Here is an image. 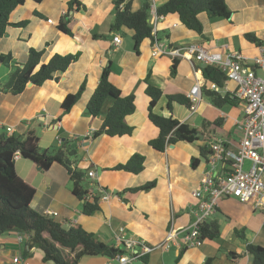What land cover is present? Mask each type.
<instances>
[{"label":"crops","instance_id":"crops-1","mask_svg":"<svg viewBox=\"0 0 264 264\" xmlns=\"http://www.w3.org/2000/svg\"><path fill=\"white\" fill-rule=\"evenodd\" d=\"M85 8L69 11L70 0H25L10 14L13 23L27 20L21 27L9 26L0 37V56L11 54L13 60L23 64L28 60L30 48L43 50L42 62H47L55 53H80L77 61L42 85L27 84L20 94H13L4 88L11 71L10 64L0 59V127L7 136L23 138L29 131L39 137L43 149L61 148L63 142L76 143L77 156L71 157L72 167L82 170L84 184L89 189L88 200L100 197V209L91 215L82 213L83 200L72 192L73 182L66 167L53 163L42 170L30 159L20 157L16 161L18 176L36 188L31 207L44 214H50L63 228L80 224L84 229L108 245L118 248L116 233L120 227L125 239L156 245L163 241L173 227L182 230L190 226L199 215V200L192 193L200 188L208 161L201 156L200 147L207 143L204 135L192 143L178 141L169 143L158 151L150 140L156 138L159 129L148 118L149 98L145 93L144 79L150 72V80L163 90V95L154 111L164 116L173 115L180 122L188 123L200 130L204 122L210 141L222 139L235 148L240 140L236 128L237 120L244 115L241 102L214 106L204 93L208 81L203 76L206 64L191 58H177V72L171 74L174 58L152 56V43L145 39L140 53L134 49L133 31L111 32L115 11L114 0H82ZM167 0H155L156 5ZM232 15L226 18H209L202 12L199 19L203 32L188 29L176 15L160 19L155 26L157 36L165 44L185 47L199 43L205 50L220 52H242L248 57L258 54V43L249 41L246 34L256 36L264 42V0H225ZM142 0H133L132 8L139 9ZM67 11L69 27L74 36L60 31L58 24ZM51 20V21H50ZM99 35L94 37V35ZM121 36V43L115 45L113 37ZM111 65V81L124 95L134 93L136 109L126 117L133 126L131 135L110 137L105 133L91 136L103 124L112 104L108 100L101 113L91 117L87 104L99 82L102 70ZM83 82L86 87L71 110L65 114L61 104L70 93H75ZM199 83L202 96L197 111L191 114L189 108L178 102L172 111L166 108L167 96L182 93L188 96L190 89ZM234 88L226 81L220 91L224 95ZM209 89V88H208ZM73 142V143H74ZM72 146V144H71ZM145 156L144 168L134 174L125 170H113L119 163H125L133 154ZM192 158H198L193 167ZM95 170V176L88 172ZM155 181L150 190L130 191L147 182ZM110 193L102 198L104 189ZM217 220L220 236L205 239L198 246L182 247L183 233L178 234L168 250L157 249L147 254L144 264H250L252 257L247 251V242L264 246V212L254 208L252 203H242L236 198H224L217 211L206 221ZM239 231L245 239L239 237ZM27 236L17 231L0 234V264H54L44 262L43 252L30 248ZM235 255H229V252ZM28 252V256H25ZM20 262L15 263L14 258ZM116 258L103 255L83 256L78 264H116ZM141 264V261L136 262Z\"/></svg>","mask_w":264,"mask_h":264},{"label":"trees","instance_id":"trees-1","mask_svg":"<svg viewBox=\"0 0 264 264\" xmlns=\"http://www.w3.org/2000/svg\"><path fill=\"white\" fill-rule=\"evenodd\" d=\"M41 2L42 0H35ZM133 0H114L115 17L110 25L111 32H123L124 29L133 31L134 49L140 53L141 43L145 39H150L151 43L157 36V31L153 32V25L150 21V0H142L139 9L132 8ZM25 0H0V37L3 36L9 26H24L27 20L11 22L9 20L11 12ZM82 0H70L69 11L84 9ZM205 12L209 18H226L232 15L225 0H167L163 4L157 5V16L165 18L176 15L181 22L191 30L198 33L203 32V24L199 19V14ZM69 12L60 20L58 28L67 35L74 36L69 27ZM99 35H94L98 37ZM159 38V36H157ZM246 38L254 43L261 44L256 36L246 34ZM43 50L30 48L28 60L20 64L13 60L11 54L1 55L0 59L10 64L11 71L5 81L4 88L13 93L20 94L29 82L34 85H42L50 79H58V75L65 72L69 66L77 61L80 53L60 54L55 53L47 62H42ZM178 59L174 58L171 74L177 72ZM111 65L105 66L102 70L97 87L90 97L87 107L91 117L98 116L106 101H112L102 126L94 133H102L110 137H122L131 135L134 127L126 122V117L133 114L136 106V96L134 93L124 95L121 89L115 85L111 79ZM203 76L208 81L204 88V93L210 98L212 104L222 108L226 104H236L240 100L234 98L230 91L224 95L220 90H212L208 84L216 83L220 88L226 82V75L217 66L206 65ZM146 84L145 93L149 98L148 118L159 129L158 136L150 140V144L158 151H163L169 143L186 141L192 143L199 139L196 135L198 129L191 127L188 123L180 122L173 115L164 116L154 111L156 104L163 95V90L150 80V72L144 79ZM86 87L83 82L77 92L68 94L63 100L61 107L65 114L71 110L73 105L79 100ZM209 88V89H208ZM166 108L172 111L174 102L189 107L190 99L182 93L167 96ZM215 122H204L200 133L204 135L207 143L200 147L201 156L209 160L213 153L210 148V138L205 131L208 124ZM74 141L66 140L61 148L43 149L39 145V137L34 131H29L23 138L7 136L0 133V234L7 231H17L27 236L26 243L30 248L36 247L43 252L44 262L54 264H78L85 255H103L115 258L121 252L120 249L99 240L93 232L84 229L80 224L70 225L63 228L56 222L50 214L40 213L31 207V202L35 196L36 188L21 179L16 172V160L14 154L19 151L21 157L30 159L42 170L47 171L53 163L57 162L66 167L73 182L72 192L82 202V213L91 215L100 209L98 195L92 196L89 189L84 184L85 173L72 167L71 157L77 156V147H72ZM145 156L143 154H133L125 163H119L113 170H125L134 174L141 172L144 168ZM198 158H192L193 167H197ZM156 184L155 181L147 182L139 187L131 188L130 191L150 190ZM104 189V188H103ZM105 190V189H104ZM201 240H214L220 236V227L217 220L205 221L201 225ZM239 237L245 239L244 235L237 231ZM247 251L251 255L250 264H264V246L247 242ZM28 256V252H25ZM229 255H237L229 252ZM212 259H208L205 264H210Z\"/></svg>","mask_w":264,"mask_h":264},{"label":"built area","instance_id":"built-area-1","mask_svg":"<svg viewBox=\"0 0 264 264\" xmlns=\"http://www.w3.org/2000/svg\"><path fill=\"white\" fill-rule=\"evenodd\" d=\"M151 1L150 21L155 33L156 23L162 19L157 16L155 0ZM51 21V20H50ZM152 43V56H171L173 58L194 57L206 65L217 66L227 77L226 81L234 83L230 91L234 98L240 100L244 106V115L236 122L240 140L235 148H231L227 141L215 139L210 148L213 153L208 160V166L201 180L198 190L192 195L199 200V215L194 222L185 229L175 230L173 227L167 232L163 241L156 245H147L142 241L125 239L120 227L116 233L118 249L121 250L115 257L116 264H136L154 250H168L176 241L178 234L183 233L182 245L175 242L180 248L198 246L201 240V225L217 211L219 203L224 198H236L242 203H252L254 208L264 212V42L259 44L258 54L248 57L242 52H229L223 55L220 52H211L204 49L199 43L185 47H173L165 44L155 35ZM115 45L121 43V36L113 37ZM201 85L196 83L189 91V111L194 114L202 96ZM212 90H220L216 83H209ZM2 130L12 132L11 127ZM94 135L93 132L90 134ZM20 152L14 154L17 161ZM250 161L248 169L244 168L245 161ZM88 176H95V170L88 172ZM110 193L103 191L102 198L108 199ZM19 263V258H14Z\"/></svg>","mask_w":264,"mask_h":264},{"label":"rangeland","instance_id":"rangeland-1","mask_svg":"<svg viewBox=\"0 0 264 264\" xmlns=\"http://www.w3.org/2000/svg\"><path fill=\"white\" fill-rule=\"evenodd\" d=\"M262 75H264V74H262ZM249 166H250V161H249V160H246V161H245V164H244V168H245V169H248ZM141 264H142V262H141ZM143 264H144V263H143Z\"/></svg>","mask_w":264,"mask_h":264},{"label":"water","instance_id":"water-1","mask_svg":"<svg viewBox=\"0 0 264 264\" xmlns=\"http://www.w3.org/2000/svg\"><path fill=\"white\" fill-rule=\"evenodd\" d=\"M29 84H32V82H29ZM198 137H202V134L201 133H199V132H197V134H196ZM76 146V143L74 142V143H72V147H75Z\"/></svg>","mask_w":264,"mask_h":264}]
</instances>
